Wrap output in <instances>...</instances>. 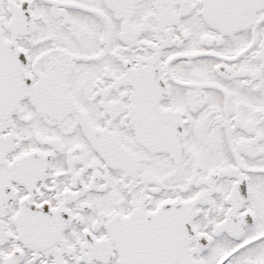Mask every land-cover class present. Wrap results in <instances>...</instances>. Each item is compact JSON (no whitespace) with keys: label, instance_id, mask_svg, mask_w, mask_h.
<instances>
[{"label":"snow or ice","instance_id":"1","mask_svg":"<svg viewBox=\"0 0 264 264\" xmlns=\"http://www.w3.org/2000/svg\"><path fill=\"white\" fill-rule=\"evenodd\" d=\"M0 264H264V0H0Z\"/></svg>","mask_w":264,"mask_h":264}]
</instances>
